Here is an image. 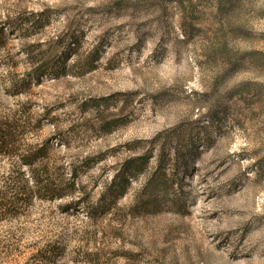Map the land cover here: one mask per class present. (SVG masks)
<instances>
[{
	"label": "rangeland",
	"instance_id": "374dc122",
	"mask_svg": "<svg viewBox=\"0 0 264 264\" xmlns=\"http://www.w3.org/2000/svg\"><path fill=\"white\" fill-rule=\"evenodd\" d=\"M0 126V264H264V0H0Z\"/></svg>",
	"mask_w": 264,
	"mask_h": 264
},
{
	"label": "trees",
	"instance_id": "16d2710c",
	"mask_svg": "<svg viewBox=\"0 0 264 264\" xmlns=\"http://www.w3.org/2000/svg\"><path fill=\"white\" fill-rule=\"evenodd\" d=\"M237 94V91H234L232 90L231 91V94L230 96L231 97H234L236 96ZM99 119L101 118L99 115L97 116ZM112 121H109V122H105L103 126H101L99 128V130L103 133H109L111 130H112ZM5 129V128H4ZM12 129L10 128H7V132L5 130H3V127L0 126V152L3 151L4 147L6 148L7 145H8V141L10 138H12L14 135H12ZM13 142V140H11ZM158 143V142H157ZM159 145V143H158ZM161 146L158 148V150H160V153H161V157H164L165 156V145L164 144H160ZM42 152H43V149H40V150H37L36 154L35 155H42ZM151 157V156H150ZM149 156L147 155H143V156H140V157H137L136 159L134 160H129V162H126L127 163V166H129L133 171L135 172H143L146 168V166H148L149 164ZM27 165L30 167L33 166V164L31 163H27ZM47 167H43V168H37L36 170L34 169V171H38L35 173L36 175V181H37V185L41 188L42 187V190L44 191V193L46 192H53V189H52V185L50 184L49 180H42L40 179L39 177H47ZM53 194V193H52Z\"/></svg>",
	"mask_w": 264,
	"mask_h": 264
}]
</instances>
